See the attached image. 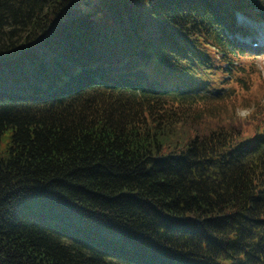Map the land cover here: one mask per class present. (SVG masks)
I'll return each instance as SVG.
<instances>
[{"label":"trees","instance_id":"trees-1","mask_svg":"<svg viewBox=\"0 0 264 264\" xmlns=\"http://www.w3.org/2000/svg\"><path fill=\"white\" fill-rule=\"evenodd\" d=\"M86 1L0 0V264H264V0Z\"/></svg>","mask_w":264,"mask_h":264},{"label":"rangeland","instance_id":"rangeland-1","mask_svg":"<svg viewBox=\"0 0 264 264\" xmlns=\"http://www.w3.org/2000/svg\"><path fill=\"white\" fill-rule=\"evenodd\" d=\"M86 2L88 4H90V1L87 0ZM240 16L242 17V20L241 21H245L246 20L245 22H247L250 25H253V26H256L257 25L258 26V24H259V23H254V22L246 19L245 16H242V14H240ZM260 25H264V24L262 23ZM262 29H263V34H264V26L262 27ZM260 32H262V31H260ZM260 38H259L260 41L258 43H254V42H251L250 41L248 43V45L253 46V47H256V48L259 49L258 52H257L258 54L255 55V59H256V63H257L256 65H257V68L259 70H261V73L264 75V35H262ZM254 45H256V46H254ZM235 88H237V87H235ZM203 92L204 93L216 94L218 91H216V90H204ZM240 94H241V91H240ZM247 111L248 110L243 109V110L240 111V113L242 115H245L247 113ZM5 144H6V138L4 137L3 140H2V146H1V148H3L5 146Z\"/></svg>","mask_w":264,"mask_h":264}]
</instances>
